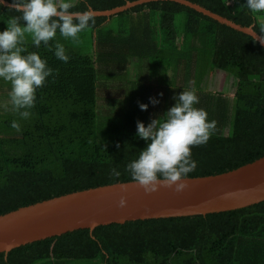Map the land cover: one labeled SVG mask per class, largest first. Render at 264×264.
<instances>
[{
	"label": "trees",
	"instance_id": "16d2710c",
	"mask_svg": "<svg viewBox=\"0 0 264 264\" xmlns=\"http://www.w3.org/2000/svg\"><path fill=\"white\" fill-rule=\"evenodd\" d=\"M138 1L86 3L101 12ZM188 1L258 34L264 26V14L253 15L246 0ZM74 2L73 10H86L85 0ZM13 15L0 7V31ZM95 21L78 42L58 33L37 48L28 37L27 52L53 69L37 89L29 118L5 109L10 85L0 78V215L134 182L127 165L150 143L137 135V122L163 119L174 97L190 88L217 131L206 145L193 147L198 166L187 178L227 173L264 156V47L253 36L174 0L95 15ZM57 41L67 63L55 56ZM113 169L121 175H111ZM0 264H264V201L76 230L0 253Z\"/></svg>",
	"mask_w": 264,
	"mask_h": 264
},
{
	"label": "clouds",
	"instance_id": "9594fccd",
	"mask_svg": "<svg viewBox=\"0 0 264 264\" xmlns=\"http://www.w3.org/2000/svg\"><path fill=\"white\" fill-rule=\"evenodd\" d=\"M85 5V11H76L73 10L77 6L74 0H12L10 5L0 0V7H8L18 14L6 21V30L0 31V78L10 85L9 99L4 105L6 110L23 119L29 118L31 112L28 110L35 107L37 89L53 75L46 60L36 52H27L28 37L37 48L41 43L49 46L58 33L66 40L78 42L79 34L96 22L95 12L86 0ZM245 6L253 15L264 14V0H246ZM257 38L264 43V26L260 27ZM54 48L55 56L67 63L70 58L65 46L57 41ZM174 99L175 105L163 119H153L147 126L137 122V135L150 143L126 170L132 181L149 195L161 187L177 193L185 191L187 177L198 166L192 159L193 147L206 145L217 131V122L209 121L208 113L196 107L199 96L195 88L182 91ZM150 100L153 105L159 103L155 98ZM139 107L144 111L148 109L143 103ZM11 127L18 133L22 131L15 120ZM111 175L119 177L121 173L113 169ZM121 187L126 191V186ZM119 206H127V198L123 195Z\"/></svg>",
	"mask_w": 264,
	"mask_h": 264
},
{
	"label": "water",
	"instance_id": "95a60500",
	"mask_svg": "<svg viewBox=\"0 0 264 264\" xmlns=\"http://www.w3.org/2000/svg\"><path fill=\"white\" fill-rule=\"evenodd\" d=\"M155 0H140L124 8L95 11L111 16L127 8ZM209 15L259 41L254 27H245L188 0H174ZM8 5L11 3L6 1ZM188 187L177 193L161 187L146 194L135 182L101 186L21 207L0 215V253L81 229L131 221L208 215L238 210L264 201V156L227 173L187 178ZM121 186H126L122 191ZM127 206L120 207L121 196Z\"/></svg>",
	"mask_w": 264,
	"mask_h": 264
},
{
	"label": "rangeland",
	"instance_id": "374dc122",
	"mask_svg": "<svg viewBox=\"0 0 264 264\" xmlns=\"http://www.w3.org/2000/svg\"><path fill=\"white\" fill-rule=\"evenodd\" d=\"M211 88H213L212 86H211ZM214 89V88H213Z\"/></svg>",
	"mask_w": 264,
	"mask_h": 264
}]
</instances>
